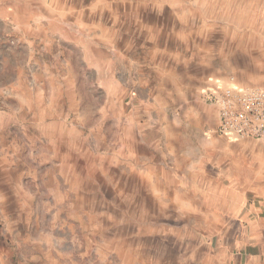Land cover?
Wrapping results in <instances>:
<instances>
[{
  "label": "rangeland",
  "instance_id": "374dc122",
  "mask_svg": "<svg viewBox=\"0 0 264 264\" xmlns=\"http://www.w3.org/2000/svg\"><path fill=\"white\" fill-rule=\"evenodd\" d=\"M228 84L264 85V0H0V264L247 256L253 148L202 96Z\"/></svg>",
  "mask_w": 264,
  "mask_h": 264
},
{
  "label": "built area",
  "instance_id": "2783aa9c",
  "mask_svg": "<svg viewBox=\"0 0 264 264\" xmlns=\"http://www.w3.org/2000/svg\"><path fill=\"white\" fill-rule=\"evenodd\" d=\"M202 96L215 111L216 132L220 136L264 140V85L210 86Z\"/></svg>",
  "mask_w": 264,
  "mask_h": 264
},
{
  "label": "crops",
  "instance_id": "0c3cea01",
  "mask_svg": "<svg viewBox=\"0 0 264 264\" xmlns=\"http://www.w3.org/2000/svg\"><path fill=\"white\" fill-rule=\"evenodd\" d=\"M244 141L240 142L242 145H246L249 149L252 150V159L254 164H249L248 171L252 172L251 185L247 188L249 194L257 197V200H263V212H264V140L258 144H253L252 141L248 139H242ZM257 148V151L256 149ZM256 160V161H255ZM258 160V161H257ZM238 190V189H237ZM264 221V215H263ZM264 228L253 229V238L251 246L247 256L239 258L238 260L229 261V262H219L218 264H264V243L260 241L259 233H262Z\"/></svg>",
  "mask_w": 264,
  "mask_h": 264
}]
</instances>
